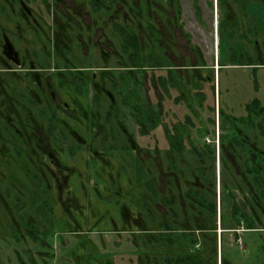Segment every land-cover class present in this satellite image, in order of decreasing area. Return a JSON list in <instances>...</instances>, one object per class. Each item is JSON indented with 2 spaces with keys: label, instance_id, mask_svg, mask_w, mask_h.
<instances>
[{
  "label": "rangeland",
  "instance_id": "rangeland-1",
  "mask_svg": "<svg viewBox=\"0 0 264 264\" xmlns=\"http://www.w3.org/2000/svg\"><path fill=\"white\" fill-rule=\"evenodd\" d=\"M24 1L29 13L22 16L19 0L12 4L15 20L22 29L21 35L11 38L17 62L7 59L14 66L0 65L4 82L0 85L6 87L5 92H0V192L10 184L8 174L14 175L15 183L11 187L14 185L16 189L17 181L28 184L29 175L46 172L43 174L48 176L50 184L53 225L42 223L30 207H26L27 223L23 225L22 213L14 216L9 204L1 202L5 223L1 226L2 232L10 225L16 226L24 242L21 244L10 236L0 238V264H137L141 243L147 238L142 230L156 234L164 222L178 231L195 230L200 221L206 227L215 228L217 233L219 228L224 230L218 237V250L233 264H264V232L253 230H261L264 219L243 193L232 188L230 196L222 184L224 177L230 178L231 172L228 175L229 172L222 169L221 156L226 152L221 155L220 144L212 141L215 130L220 135L221 129L209 125L210 133L206 137L214 145L211 154L203 152L199 158L188 146L180 152L167 149L161 126L150 130V125L144 122L145 131L150 132L139 134L138 126L119 102L121 92L106 75L109 69H118L120 62L127 63L122 40L114 31L116 22L134 30L141 56L150 50L158 55V46L165 66L176 65L183 75V89L192 91L193 75H197L198 80L207 73L213 75V85L202 82L201 90L206 96L204 103L214 108L218 124L217 106L226 107L233 117L245 116V104L253 98L264 107V68H226L218 74L215 18L213 23L208 20L207 26L201 25L193 18L191 10L185 12L182 26L176 19H168L166 12L174 14L176 5L166 0H159V6H156L157 0H108L110 9L95 11L89 0ZM10 2L0 0L1 19ZM64 22L71 30L68 36L72 38V50L67 56L71 69L64 67L63 60L51 50L52 36L58 24ZM167 23L171 25L170 30ZM156 24H159L158 32ZM183 31L190 37L182 34ZM232 40L228 47L244 44L234 36ZM171 41L174 46L168 45ZM193 44L204 51L208 63L213 56V67L199 71L182 67V64L198 61L187 56L186 49H192ZM227 46L224 45L222 52L225 59ZM2 55L0 46V58ZM178 55L184 58L177 61L174 57ZM142 64L146 69L144 75L140 71L133 74L135 84L138 83V104L155 109L158 100L162 119L167 123L176 121L180 105L172 101V95L179 91L170 88V96L159 89L155 75L164 70H155L151 77L152 69L147 68L143 60ZM33 70L38 73L33 74L36 73ZM26 109L32 114L29 129L36 133L34 140L28 142L24 141L25 133L16 131L21 129V124L13 120L14 114L20 113L25 123ZM50 115L54 118L49 132L46 118ZM240 129L248 138L262 144L255 129L244 126ZM18 140L22 141L21 145ZM200 143L198 140L197 146ZM25 148L29 153L24 156ZM37 151L44 153L41 159L36 158ZM28 156L30 159H23ZM131 159H137L140 169L133 170ZM47 167L51 169L49 175ZM52 172L56 180L51 179ZM130 187L134 188L131 195L126 193ZM188 195L203 197L212 203L213 212L193 202ZM23 197L21 194L22 200ZM131 197L136 207L132 208ZM233 199L241 211L253 218H250L253 228L232 220L229 209ZM123 205L131 210L126 211ZM27 231L32 239L27 237ZM196 234L199 237L200 233ZM217 261L219 264V256Z\"/></svg>",
  "mask_w": 264,
  "mask_h": 264
},
{
  "label": "trees",
  "instance_id": "trees-1",
  "mask_svg": "<svg viewBox=\"0 0 264 264\" xmlns=\"http://www.w3.org/2000/svg\"><path fill=\"white\" fill-rule=\"evenodd\" d=\"M89 4L93 11L100 8L107 10L111 7L108 0H89ZM175 8L178 11L177 7ZM113 26L115 33L122 40V51L126 54L127 63L120 62L121 65H118L117 71L115 68L109 69L106 75L112 85L121 92L119 102L138 126L139 134L146 135L150 132L145 131L144 122L150 125L151 129L161 124L169 149L180 152L188 146L197 153L199 158L204 153L211 154L214 145L205 141L204 136L210 133L209 125L214 126L216 122L213 115L214 108L205 104L206 96L201 90V83L208 82L213 85V75L207 73L204 77L199 76V80L197 75H193L192 91L185 90L181 85L183 75L178 68L173 65L165 66L153 50H150L147 55L141 56L139 54L140 43L134 30L125 28L116 22ZM227 26V23L220 26L223 38ZM142 60L147 62L145 65L147 68L152 69L150 71L151 77L155 74V70H164V73L155 75L159 89L166 94L170 88L179 91L173 95L172 101L180 105L178 110L180 113L176 121L170 124L162 119L163 114L161 112L138 104V83L135 84L133 74L140 71L144 75L146 72ZM187 65L195 71L200 69L194 67L193 64ZM168 95L171 96V93ZM225 108L218 107V126L219 130L221 129L219 144L220 150H222L221 155L223 151L226 152L224 156H221L222 169L228 171V175L230 172L231 174L229 179L224 177L222 184L230 196H232V188L243 193L264 218V107L257 98H253L246 102V114L241 117H233ZM183 109L185 110L182 111ZM203 109H206L205 114H203ZM242 126L255 129L262 144H259L255 138H248L243 134V129H240ZM212 130L214 129L212 128ZM192 134H194L193 137ZM198 140L201 142L200 146H197ZM136 160H130L133 162L134 171L139 168V162ZM31 178L37 181L39 185L38 176L32 175ZM137 179L139 180V176ZM48 193L47 187L45 191H41V194H39L38 189L37 191L31 190L32 202L39 204L40 208L42 204L47 209V214L52 209ZM193 199L200 206L213 212L212 203L207 202L203 197H193ZM230 212L233 221L237 224L247 221L245 223L247 228L254 227L250 226V218L241 211L235 199L231 201ZM161 226L162 229L156 234L151 231H141L147 238L145 242L141 243L142 246L139 249L141 253L138 255L137 264H149L148 261L151 263L160 262V264H218L217 231L215 228L206 227L205 223L201 221L196 224L195 230L187 228L178 231L164 223H161ZM262 227L264 228V226ZM196 232L200 233L199 237ZM135 243L137 246V240ZM219 264L233 263L228 258L221 256Z\"/></svg>",
  "mask_w": 264,
  "mask_h": 264
},
{
  "label": "flooded vegetation",
  "instance_id": "flooded-vegetation-1",
  "mask_svg": "<svg viewBox=\"0 0 264 264\" xmlns=\"http://www.w3.org/2000/svg\"><path fill=\"white\" fill-rule=\"evenodd\" d=\"M13 1L14 0H11V2H10L11 5H9V7L7 6L6 12L2 13V14H4V15H2L3 18L2 19L0 18V46H1V51L3 54L2 57L0 58L1 59V64H0L1 67L14 66L13 64H9L7 59L12 60L11 61L12 63L13 62L16 63L17 59H18L16 57L17 52L12 47L11 38H13L15 35L16 36L21 35L20 31H22V29L20 27L21 24L18 21L16 22V20H15V17H16L15 10H14V8H12ZM158 1L159 0L155 1L156 6H159ZM169 3H171V2H169ZM215 4H216V8L219 11L218 14H216V16H215V20L217 23V25H216L217 46H216V60L215 61H216L217 69H219L218 74H219V71L221 69H226V68H252V69L264 68V0H244V1H242V0H216ZM19 6H20L19 8H20V15L21 16L23 13H25V14L27 12L29 13L28 4L24 0H19ZM236 8H238V10H236ZM1 9H2V11H5L4 8H1ZM8 10H10L11 13H9ZM166 15H167L168 19L169 18H171V20L176 19L178 24H180V23L182 24V21H183L182 15H180L178 11H176L174 14L170 13V12H166ZM179 16H181V18ZM210 20L212 21V19H210ZM198 21L200 22L201 25L206 26V21H202V20L201 21L198 20ZM2 22H3L4 26L2 25ZM226 23L228 26L226 27L227 30L225 31V35L223 38L221 31H220V26L222 24H226ZM167 24H168V28L170 30L171 25H170V23H167ZM184 25L185 24H182V26H184ZM158 27H159V24H156V31L157 32L159 31ZM16 30H18L19 32L15 33ZM173 30H174V28H173ZM173 30L171 29V31H173ZM69 31H71V30H70V28L66 22L58 24V30L52 36L53 44H52L51 50L53 51L55 56H59L61 58V60H63L64 67L71 69V66L69 65L70 63L67 60V56L69 54H71V50H72V38L70 36H68ZM182 34H187V36L190 37V35L184 31L182 32ZM229 36H231V37H229ZM233 36L236 39H238V41H241L244 44L236 43L234 46L231 45V47L230 46L228 47L227 45L229 43H231V41H233L232 40ZM167 37L170 38L171 33L167 34ZM223 39H225V40H223ZM226 41H229V42L226 43ZM223 44L225 46H227V50H228L227 59H225V56L222 57V52L224 50ZM168 45L174 46L173 41H171V43ZM186 46L188 47V45H186ZM192 46H193L192 49H190V47H188L187 49L185 47V49L187 50V56L189 58H196V60H198V61L192 63L193 66L199 67V68L213 67V58L210 60V63H208L206 60V57L204 55L205 53L202 52L203 50L200 49L198 47V45H196V44H193ZM156 51L158 52V55H157V53H156V55L160 58V54H159L160 50H159L158 46H156ZM197 56H198V58H197ZM174 58H176L177 61H180L182 58H184V56L178 55L177 57L175 56ZM169 65H171V64H169ZM182 65H183L182 67H184V69L185 68L192 69V67L188 66L187 64H182ZM29 66L32 67V64L29 63ZM175 67H176V65H175ZM104 69H106V68H104ZM27 70H29V69H27ZM5 71H9V70L6 69ZM30 72H32V71H30ZM33 72H36L33 74L38 73L36 70H33ZM28 74H31V73H28ZM2 78H3V76L0 73V83L3 82ZM217 79H218V77H217ZM213 83H214V78H213ZM94 86L96 87V85H94ZM4 88L6 89V87L4 85H0V92H5ZM218 107L219 106H217V109H216L217 116H218ZM154 110L156 112H162L158 100H157L156 107ZM25 112H27V114H28L27 116L25 115L26 119H27L25 123H24V121H22V117H21L22 115L20 113L14 114L13 120H15L17 122V124H21L20 125L21 129L16 130V131L17 132L21 131L22 134L25 133L26 135H25L24 141L28 142L29 140H31V141L34 140V136H36V133H35V131L31 132L29 129V126L31 127V125H32L30 122V120L32 121V119H30V116L32 115L31 111L29 109L27 111V109H26ZM43 114H45V113H43ZM53 118L54 117L53 116L51 117V115L48 118H46L47 119L46 121H48L47 122L48 123L47 129L49 132L53 129V127L50 126L51 120H53ZM159 126L162 127L161 124H158L156 127L152 128L151 130L156 129ZM214 127H215V129H219V126L217 123L215 124ZM25 129H28L29 131H27ZM162 133H163L164 140L167 142V139L164 135L163 127H162ZM205 137L206 136H204V139H205ZM207 139H208V137H207ZM205 141H206V139H205ZM212 141L214 144L217 143L219 145V131L218 130H215V137L212 139ZM18 142H19V145H21L22 141L18 140ZM207 142H210V140L208 139ZM22 146H23V144H22ZM36 146H39V143H37ZM33 149L35 150L34 147H33ZM167 149H169V146ZM23 151L22 152L24 153L23 154L24 156L27 155L26 153H29L26 148ZM37 153H38V151H37ZM43 155H44V153H38L36 155V158L41 159L43 157ZM23 159H30V157L29 156L27 158L23 157ZM50 162H52V160ZM48 163H49V161H48ZM45 164H46V162H45ZM40 168L44 169L42 167H40ZM46 169L48 170L47 173L49 175L51 172V169H50V167H47ZM43 173L45 174L46 172L39 171L37 174H33V175L38 176V178L40 179L39 185H38L37 181H35L31 178L32 175H29V177H30L29 182L31 184L30 183L27 184L26 182L17 181V186L19 185L20 188H18L15 184L16 189L14 188V185H13V187H11L12 183H15L14 178H13L14 175L8 174L9 176L7 179H8V183H10V184H7L6 187L4 189H2V191L0 192V203L6 201L7 204H9V207H11L13 209L14 216L20 215V212H21L22 215H21L20 219H21V222L23 225H26V223H27V220L24 219V216L27 215L26 207L33 208L34 211H36L37 216L40 218V221L42 223H44L45 225L48 224L50 226L53 225V222H52V220H53L52 219L53 218V204H52L51 196H50V184H49L48 179H47L48 176L44 175ZM54 174L55 173L52 172L50 177H51V179L56 180ZM30 185H32V186H30ZM37 185H38V187H37ZM46 187H47L48 192H49L48 196H49V200H50L51 208H52L51 211L49 212V214H47V209L44 208L42 206V204H41V208H40L39 204L33 203L31 200V190L37 191V189H38L39 194H41V191H43V190L45 191ZM132 189H134V188L130 187V191L126 192V193H130V195L133 194ZM14 191H16V192L14 193ZM155 191H158V190L155 189ZM21 194L25 197V198L23 197L24 200H22ZM188 197L193 202H195L197 204V201L195 199H193V197H191L190 195H188ZM132 199H133V197H131V201H132ZM20 200L22 202H20ZM14 202H16V203H14ZM132 203H133V201H132ZM250 203L252 204L251 201H250ZM123 204H124V201H123ZM123 206L126 209V211L131 210L128 206L127 207H126V205H123ZM131 206L133 208V207H136L137 205H134V203H133ZM229 211H230V209H229ZM243 212L247 215V213L245 211H243ZM7 216L9 217V214H7ZM247 217L251 218L253 220V218L250 217L249 215H247ZM231 218H232V216H231ZM3 221H4V219L2 217V210L0 208V238L3 240L4 237L10 236L11 239L22 244L24 241L19 236V234H18L19 231L17 230L16 226L10 225L9 228L7 227V229H5L6 232H2L4 229H2L1 226L5 224ZM246 222L247 221H243V222H241V224H244ZM164 224H167V223L164 222ZM135 225H137V224H135ZM253 230L258 231V232L259 231L264 232V228H261V230H257L255 228ZM222 231H224V230L221 228L218 229L219 233H217V241H218L219 234ZM29 232L30 231H27V233H28L27 237L31 238L32 235L29 234ZM76 232H77V230H76ZM43 243L45 244L44 241H43ZM25 252H26V250L24 251V254L26 255ZM19 256L21 257L20 253H19ZM217 256H219V262H220V257L223 255L221 254V252H219V250H218ZM16 257H17V254H16Z\"/></svg>",
  "mask_w": 264,
  "mask_h": 264
},
{
  "label": "crops",
  "instance_id": "crops-1",
  "mask_svg": "<svg viewBox=\"0 0 264 264\" xmlns=\"http://www.w3.org/2000/svg\"><path fill=\"white\" fill-rule=\"evenodd\" d=\"M166 2H171L175 4L179 14L182 15V18H184L185 12L192 10V15L194 19L200 21H208L212 19L213 21L216 14L218 13V9L216 8L215 4L216 0H166ZM179 17L181 18V16ZM212 54L213 53L211 51V55Z\"/></svg>",
  "mask_w": 264,
  "mask_h": 264
},
{
  "label": "built area",
  "instance_id": "built-area-1",
  "mask_svg": "<svg viewBox=\"0 0 264 264\" xmlns=\"http://www.w3.org/2000/svg\"><path fill=\"white\" fill-rule=\"evenodd\" d=\"M205 139H206V141H208L207 137H205ZM196 246H197V244H196Z\"/></svg>",
  "mask_w": 264,
  "mask_h": 264
}]
</instances>
